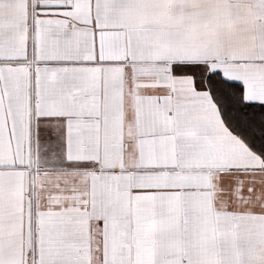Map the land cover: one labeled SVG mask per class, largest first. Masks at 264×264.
Here are the masks:
<instances>
[{
    "label": "snow or ice",
    "instance_id": "1",
    "mask_svg": "<svg viewBox=\"0 0 264 264\" xmlns=\"http://www.w3.org/2000/svg\"><path fill=\"white\" fill-rule=\"evenodd\" d=\"M0 264H264V0H0Z\"/></svg>",
    "mask_w": 264,
    "mask_h": 264
}]
</instances>
